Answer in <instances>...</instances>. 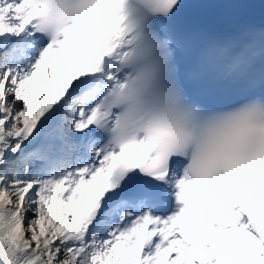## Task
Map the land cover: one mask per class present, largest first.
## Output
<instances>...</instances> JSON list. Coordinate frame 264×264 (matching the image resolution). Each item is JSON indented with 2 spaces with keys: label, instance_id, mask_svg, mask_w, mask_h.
Instances as JSON below:
<instances>
[{
  "label": "snow or ice",
  "instance_id": "obj_1",
  "mask_svg": "<svg viewBox=\"0 0 264 264\" xmlns=\"http://www.w3.org/2000/svg\"><path fill=\"white\" fill-rule=\"evenodd\" d=\"M213 6L0 0V264H264V24Z\"/></svg>",
  "mask_w": 264,
  "mask_h": 264
}]
</instances>
